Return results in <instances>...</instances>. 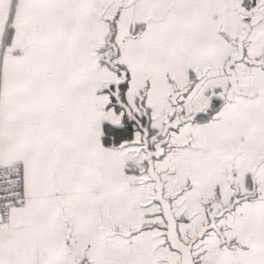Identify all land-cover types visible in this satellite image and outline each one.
<instances>
[{"label": "snow or ice", "instance_id": "snow-or-ice-1", "mask_svg": "<svg viewBox=\"0 0 264 264\" xmlns=\"http://www.w3.org/2000/svg\"><path fill=\"white\" fill-rule=\"evenodd\" d=\"M0 264H264V0H0Z\"/></svg>", "mask_w": 264, "mask_h": 264}]
</instances>
